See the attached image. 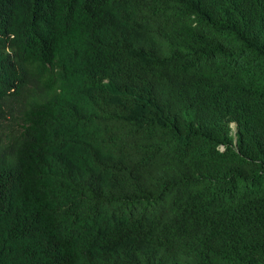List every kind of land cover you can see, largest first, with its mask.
Segmentation results:
<instances>
[{
    "label": "trees",
    "instance_id": "16d2710c",
    "mask_svg": "<svg viewBox=\"0 0 264 264\" xmlns=\"http://www.w3.org/2000/svg\"><path fill=\"white\" fill-rule=\"evenodd\" d=\"M0 264H264V0H0Z\"/></svg>",
    "mask_w": 264,
    "mask_h": 264
}]
</instances>
